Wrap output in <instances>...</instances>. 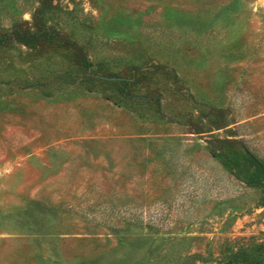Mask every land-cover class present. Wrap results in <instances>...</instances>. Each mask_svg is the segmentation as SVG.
<instances>
[{
	"label": "rangeland",
	"instance_id": "374dc122",
	"mask_svg": "<svg viewBox=\"0 0 264 264\" xmlns=\"http://www.w3.org/2000/svg\"><path fill=\"white\" fill-rule=\"evenodd\" d=\"M0 264H264V0H0Z\"/></svg>",
	"mask_w": 264,
	"mask_h": 264
},
{
	"label": "trees",
	"instance_id": "16d2710c",
	"mask_svg": "<svg viewBox=\"0 0 264 264\" xmlns=\"http://www.w3.org/2000/svg\"><path fill=\"white\" fill-rule=\"evenodd\" d=\"M233 257H234V260H238V258H237L238 256L237 255H234Z\"/></svg>",
	"mask_w": 264,
	"mask_h": 264
}]
</instances>
